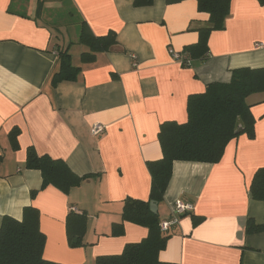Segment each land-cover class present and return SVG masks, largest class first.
I'll list each match as a JSON object with an SVG mask.
<instances>
[{"label":"crops","instance_id":"obj_1","mask_svg":"<svg viewBox=\"0 0 264 264\" xmlns=\"http://www.w3.org/2000/svg\"><path fill=\"white\" fill-rule=\"evenodd\" d=\"M133 1L0 0V224L5 216L20 220L25 206L36 208L44 260L94 264L96 257L119 255L125 245L145 239L147 227L123 220L122 212L127 198H149L147 162L162 156L159 125L185 123L188 96L228 82L231 70L264 67V6L257 0H231L224 29L210 33L202 61L183 51L208 20L195 0H153L145 7ZM83 21L96 37L114 32L118 47L81 62L88 51L77 43ZM67 47L80 73L74 82L52 86L57 50ZM247 103L253 139L231 140L216 164L173 163L157 204L159 222L170 219L179 199L193 212L170 228L160 261L264 264V231L245 233L247 219L264 225V202L248 192L253 174L264 167V93L250 95ZM96 124L103 130L95 136ZM29 148L88 177L67 193L41 188L40 173L24 166ZM70 212L86 217L81 247L67 242Z\"/></svg>","mask_w":264,"mask_h":264},{"label":"trees","instance_id":"obj_2","mask_svg":"<svg viewBox=\"0 0 264 264\" xmlns=\"http://www.w3.org/2000/svg\"><path fill=\"white\" fill-rule=\"evenodd\" d=\"M184 0H166L167 4ZM197 11L206 13V25L197 28L198 40L186 46L183 51L193 61H202L208 55V37L213 31L224 29L229 16L231 0H195ZM264 6V0H257ZM153 0H134L135 7L150 6ZM77 43L88 48L80 56L81 62L94 60L97 53L110 52L118 47L116 35L110 31L105 36H94L87 24H79ZM58 68L51 77V85L59 82H74L80 68L71 63L68 47L57 50ZM182 66L190 64L184 58ZM256 93H264V67L237 68L230 71L226 83L213 82L206 86L203 93L189 95L186 101L187 120L185 123L173 121L159 125L157 139L161 148V158L147 162L151 183L149 198L146 201L127 198L124 201L122 219L148 229V235L139 243L127 244L119 255L99 256L94 264H175L162 262L158 253L165 246L168 233L159 230V216L149 208L151 201L160 204L171 179L175 161L205 164L218 163L228 143L241 135L254 138L255 120L247 98ZM15 130L10 135L13 148L17 147ZM2 157L0 156V164ZM24 166L36 170L41 175V188L52 185L64 193L77 186L87 175L78 176L60 159L47 155H37L28 149ZM250 197L264 202V167L253 174L248 187ZM36 191L31 192L34 198ZM69 247L83 246L82 237L86 229L84 214L70 212L65 220ZM264 231V225H257L247 219L245 233L254 234ZM45 236L39 230V212L32 206L22 209L20 220L3 217L0 224V264H60L44 260L42 257Z\"/></svg>","mask_w":264,"mask_h":264},{"label":"built area","instance_id":"obj_3","mask_svg":"<svg viewBox=\"0 0 264 264\" xmlns=\"http://www.w3.org/2000/svg\"><path fill=\"white\" fill-rule=\"evenodd\" d=\"M171 56L174 60H177L180 62H182V60L184 59L182 55L174 53V52H171ZM102 130H103V127L100 126L99 124H96L92 127L91 133L96 136L99 133H101ZM192 212H193V206L190 203L184 202L180 199L176 200L172 206L170 219L165 220V221H160L159 230L162 233H168L170 228L175 226L178 223L179 217L183 215L191 214Z\"/></svg>","mask_w":264,"mask_h":264},{"label":"water","instance_id":"obj_4","mask_svg":"<svg viewBox=\"0 0 264 264\" xmlns=\"http://www.w3.org/2000/svg\"><path fill=\"white\" fill-rule=\"evenodd\" d=\"M149 208L152 213L155 214L157 212V204L155 202L151 201L149 203Z\"/></svg>","mask_w":264,"mask_h":264},{"label":"rangeland","instance_id":"obj_5","mask_svg":"<svg viewBox=\"0 0 264 264\" xmlns=\"http://www.w3.org/2000/svg\"><path fill=\"white\" fill-rule=\"evenodd\" d=\"M79 49H78V47L77 48H74L73 50H72V52L74 53V51L76 52V51H78ZM75 54V53H74Z\"/></svg>","mask_w":264,"mask_h":264}]
</instances>
